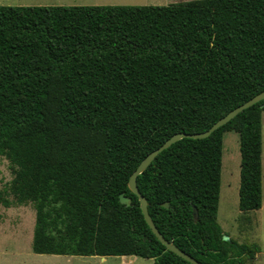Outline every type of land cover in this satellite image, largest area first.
Segmentation results:
<instances>
[{"label":"trees","instance_id":"trees-1","mask_svg":"<svg viewBox=\"0 0 264 264\" xmlns=\"http://www.w3.org/2000/svg\"><path fill=\"white\" fill-rule=\"evenodd\" d=\"M263 90L264 0L0 6V158L12 176L0 204L33 206L34 254L190 264L151 232L129 177L174 134L202 133ZM263 111L264 100L182 138L136 178L158 232L203 264L259 251L224 241L217 211L230 131L238 210L261 207Z\"/></svg>","mask_w":264,"mask_h":264},{"label":"rangeland","instance_id":"rangeland-1","mask_svg":"<svg viewBox=\"0 0 264 264\" xmlns=\"http://www.w3.org/2000/svg\"><path fill=\"white\" fill-rule=\"evenodd\" d=\"M116 1V0H114ZM193 0H120L122 6H166ZM50 0H0V6H45ZM119 3V2H118ZM220 193L217 223L224 236L239 243L258 247L255 264H264V111L262 112V183L261 208L242 213L238 210V187L240 152L238 135L234 131L224 134L222 145ZM12 176L9 163L0 158V191ZM11 200V197H8ZM35 211L31 204L12 205L5 208L0 204V264H154L153 260L139 257L62 256L39 255L31 250ZM249 264V263H246Z\"/></svg>","mask_w":264,"mask_h":264},{"label":"water","instance_id":"water-1","mask_svg":"<svg viewBox=\"0 0 264 264\" xmlns=\"http://www.w3.org/2000/svg\"><path fill=\"white\" fill-rule=\"evenodd\" d=\"M264 100V90L252 97L251 99L247 100L243 104L237 106L230 112H228L224 117L217 120L208 130L202 132V133H196V134H184V133H176L173 136H171L168 140H166L161 146H159L157 149L150 152L137 166V168L134 170V172L130 175L128 180V189L131 191L132 194H134L138 200L140 209L142 212V215L144 217V220L148 227L150 228L151 232L154 234V236L157 238V240L165 246V248L169 251L180 257L181 259L187 261L190 264H203L190 255L186 254L185 252L178 249L174 244L166 240L157 230L154 223L152 222V219L150 218L147 210V200L144 196H142L138 190L136 178L143 173L147 167L152 163V161L164 150L168 149L172 144L176 143L177 141L181 140L182 138H191V139H204L207 138L218 128L224 126L227 124L230 120H232L235 116H237L240 112L243 110L259 103L260 101ZM119 203L123 204L125 206H130L131 198L124 196L123 194L119 195ZM163 207L169 208V203L166 202L162 204ZM194 219H197V212L194 209ZM223 240L226 242L230 241V238L227 236H223Z\"/></svg>","mask_w":264,"mask_h":264},{"label":"crops","instance_id":"crops-1","mask_svg":"<svg viewBox=\"0 0 264 264\" xmlns=\"http://www.w3.org/2000/svg\"><path fill=\"white\" fill-rule=\"evenodd\" d=\"M50 1L52 3H49L50 5H45V6H67V7L68 6H114L116 4H126L120 2V0H116V1L114 0H50ZM258 253L259 252L255 254L253 262L249 264H255L254 262L257 261V260L255 261V259H257Z\"/></svg>","mask_w":264,"mask_h":264}]
</instances>
